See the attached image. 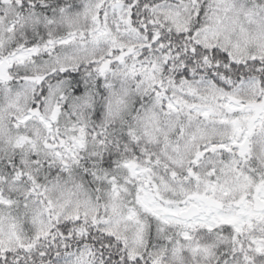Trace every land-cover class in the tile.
<instances>
[{"label":"snow or ice","instance_id":"obj_1","mask_svg":"<svg viewBox=\"0 0 264 264\" xmlns=\"http://www.w3.org/2000/svg\"><path fill=\"white\" fill-rule=\"evenodd\" d=\"M0 264H264V0H0Z\"/></svg>","mask_w":264,"mask_h":264}]
</instances>
